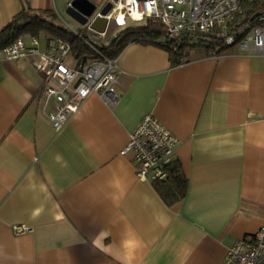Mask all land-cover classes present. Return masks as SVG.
I'll list each match as a JSON object with an SVG mask.
<instances>
[{
    "label": "crops",
    "instance_id": "obj_1",
    "mask_svg": "<svg viewBox=\"0 0 264 264\" xmlns=\"http://www.w3.org/2000/svg\"><path fill=\"white\" fill-rule=\"evenodd\" d=\"M69 1L0 0V30L25 6L77 30ZM116 59L114 104L91 94L56 132L34 65L0 50V264H223L264 226V56L190 46L172 65L129 43ZM146 115L179 141L187 190L172 205L120 155Z\"/></svg>",
    "mask_w": 264,
    "mask_h": 264
},
{
    "label": "built area",
    "instance_id": "obj_2",
    "mask_svg": "<svg viewBox=\"0 0 264 264\" xmlns=\"http://www.w3.org/2000/svg\"><path fill=\"white\" fill-rule=\"evenodd\" d=\"M86 1L94 6V11L82 27L93 36L87 37L77 30L70 32L83 41L91 55L74 56L70 43L54 36L48 38L45 48L36 37L28 40L21 37L1 49L6 60L30 61L42 77L43 106H53L47 113V120L56 132L91 94L114 104L121 71L117 59L107 57L99 48V42L106 39L111 26L124 28L152 20L163 26L161 47H166L169 41L177 45L190 38L211 36L222 41V50L236 47L244 54L264 56V9L249 22L237 19L242 14L244 2L258 0ZM107 5L109 10L101 15ZM96 17L107 21L103 33L89 27ZM178 146V139L169 130L152 115H146L130 134L120 155L131 156L137 180L153 184L167 179ZM25 230L15 227L16 233ZM223 264H264V226L253 235L237 240L227 250Z\"/></svg>",
    "mask_w": 264,
    "mask_h": 264
},
{
    "label": "trees",
    "instance_id": "obj_3",
    "mask_svg": "<svg viewBox=\"0 0 264 264\" xmlns=\"http://www.w3.org/2000/svg\"><path fill=\"white\" fill-rule=\"evenodd\" d=\"M264 0L242 5V14L237 19L249 22L250 19L263 11ZM41 33H48L54 37L66 40L71 45V53L74 56L91 55L92 52L83 41L66 29L53 11H33L28 6L23 7L10 22L0 30V50L11 44L17 38L23 36L37 37ZM164 36V29L156 21H147L145 24L126 27L115 36H109L99 46L100 50L109 58H117L121 50L129 43L155 44L160 46L159 40ZM165 49L172 65H177L182 60V51L190 46H202L208 49H223L221 40L211 36L190 38L175 45L169 41ZM161 47V46H160ZM154 188L166 203L172 205L181 200L187 190V180L183 175L179 164L173 161L168 168V177L163 182L153 183Z\"/></svg>",
    "mask_w": 264,
    "mask_h": 264
},
{
    "label": "water",
    "instance_id": "obj_4",
    "mask_svg": "<svg viewBox=\"0 0 264 264\" xmlns=\"http://www.w3.org/2000/svg\"><path fill=\"white\" fill-rule=\"evenodd\" d=\"M110 6L107 5L103 10L101 11V15H104L108 10ZM94 11V6L90 4L86 0H72L69 4V6L66 9V14L72 18L74 21H76L81 26L85 25L87 22V18H89ZM106 19L101 17H96L91 23H90V29L97 32V33H103L106 27Z\"/></svg>",
    "mask_w": 264,
    "mask_h": 264
},
{
    "label": "rangeland",
    "instance_id": "obj_5",
    "mask_svg": "<svg viewBox=\"0 0 264 264\" xmlns=\"http://www.w3.org/2000/svg\"><path fill=\"white\" fill-rule=\"evenodd\" d=\"M61 16L62 18L67 21L70 26H72V28H75L77 29L79 32H81L83 35L89 37V36H93L90 32L84 30V28L78 24L76 21H74L72 18H70L66 13L65 11L63 10V12H61ZM130 25V24H129ZM134 25H141V23L139 24H134ZM125 28V27H124ZM124 28H117L115 29L113 26L110 27L109 29V36H115L118 32H120L121 30H123ZM101 45L104 43V41H100L99 42Z\"/></svg>",
    "mask_w": 264,
    "mask_h": 264
}]
</instances>
